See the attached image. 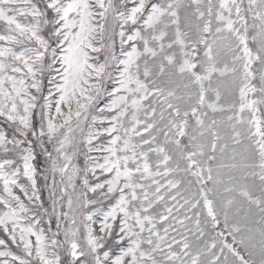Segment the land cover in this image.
I'll list each match as a JSON object with an SVG mask.
<instances>
[{"label": "snow or ice", "instance_id": "snow-or-ice-1", "mask_svg": "<svg viewBox=\"0 0 264 264\" xmlns=\"http://www.w3.org/2000/svg\"><path fill=\"white\" fill-rule=\"evenodd\" d=\"M0 264H264V0H0Z\"/></svg>", "mask_w": 264, "mask_h": 264}]
</instances>
